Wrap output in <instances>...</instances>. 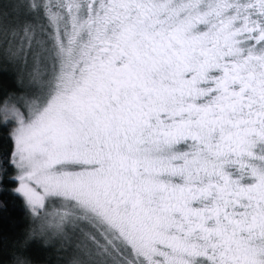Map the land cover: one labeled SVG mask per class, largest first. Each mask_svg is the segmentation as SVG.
<instances>
[{"label": "snow or ice", "instance_id": "6c2138e0", "mask_svg": "<svg viewBox=\"0 0 264 264\" xmlns=\"http://www.w3.org/2000/svg\"><path fill=\"white\" fill-rule=\"evenodd\" d=\"M0 66V264H264V0H0Z\"/></svg>", "mask_w": 264, "mask_h": 264}, {"label": "trees", "instance_id": "16d2710c", "mask_svg": "<svg viewBox=\"0 0 264 264\" xmlns=\"http://www.w3.org/2000/svg\"><path fill=\"white\" fill-rule=\"evenodd\" d=\"M6 76L3 66H0V81ZM6 144L4 133L0 130V148ZM0 200L6 204V209L0 213V227L11 230L12 228L23 229L26 227L28 220L25 215V209L19 199H13L8 192H0ZM13 221L15 223L13 224Z\"/></svg>", "mask_w": 264, "mask_h": 264}]
</instances>
